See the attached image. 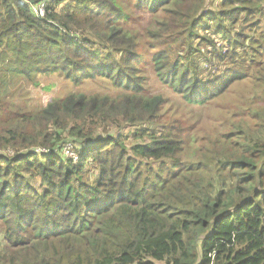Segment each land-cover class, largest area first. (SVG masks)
I'll list each match as a JSON object with an SVG mask.
<instances>
[{
    "label": "trees",
    "instance_id": "obj_1",
    "mask_svg": "<svg viewBox=\"0 0 264 264\" xmlns=\"http://www.w3.org/2000/svg\"><path fill=\"white\" fill-rule=\"evenodd\" d=\"M257 1L0 0V264H264ZM149 66L195 105L259 86L256 122L227 119L198 144L189 122L164 118L165 97L146 92ZM56 73L121 93L71 92L38 110L29 86ZM124 125L136 129L114 131ZM69 140L78 162L58 152Z\"/></svg>",
    "mask_w": 264,
    "mask_h": 264
},
{
    "label": "rangeland",
    "instance_id": "obj_2",
    "mask_svg": "<svg viewBox=\"0 0 264 264\" xmlns=\"http://www.w3.org/2000/svg\"><path fill=\"white\" fill-rule=\"evenodd\" d=\"M254 1L258 2L257 0ZM262 7H264V1L262 2ZM262 16L264 19V15ZM144 22L146 24L149 22L148 14H146ZM261 25L264 29V24ZM228 47V45H225L223 51H227ZM243 47L247 48L246 51H255L258 49V47L255 49H252L250 46L248 47L247 43ZM261 63H264V58ZM202 70L214 76L220 73L215 65L210 64H202ZM147 75L146 92L148 94H162L166 99V104L161 111V113H164V118H179L189 122L190 124L186 125L189 129L188 135L196 138L198 144H200L199 138L217 137L227 126V119L236 124H245L247 121L250 125H253L256 122L255 117L259 113L256 111V106L251 103L252 95L249 93L260 90L259 86L246 81L241 82L235 84L224 96L213 99L204 105H195L187 102L181 95L165 85L156 76L150 66L147 69ZM38 80L40 82L39 85H30L27 93L31 104L36 106L38 110H41L53 99L62 98L71 92L110 94L112 96H117L121 93V91L116 90L104 78H98L94 81L88 80L78 86L57 73L40 75ZM257 99L260 101L259 97ZM135 129V127L130 125H124L114 131L119 132L121 130L126 135H129ZM260 134L261 132L258 136ZM68 142L74 144L75 151L80 156L76 144L71 140L66 141V143ZM2 248V233L0 227V249Z\"/></svg>",
    "mask_w": 264,
    "mask_h": 264
},
{
    "label": "built area",
    "instance_id": "obj_3",
    "mask_svg": "<svg viewBox=\"0 0 264 264\" xmlns=\"http://www.w3.org/2000/svg\"><path fill=\"white\" fill-rule=\"evenodd\" d=\"M32 11L36 14L37 17H43L47 12L45 2L32 5ZM34 152L42 154L50 152V149L44 147H37L34 149ZM58 152L63 157L71 159L73 162H78L80 159V156L76 153L74 145L71 142L63 144L59 148Z\"/></svg>",
    "mask_w": 264,
    "mask_h": 264
}]
</instances>
